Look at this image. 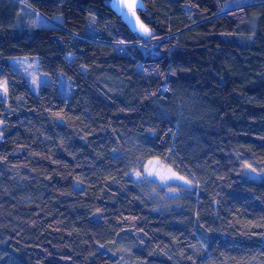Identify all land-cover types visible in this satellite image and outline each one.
Masks as SVG:
<instances>
[{
  "label": "trees",
  "instance_id": "obj_1",
  "mask_svg": "<svg viewBox=\"0 0 264 264\" xmlns=\"http://www.w3.org/2000/svg\"><path fill=\"white\" fill-rule=\"evenodd\" d=\"M142 2L0 0V264H264V0Z\"/></svg>",
  "mask_w": 264,
  "mask_h": 264
},
{
  "label": "rangeland",
  "instance_id": "obj_2",
  "mask_svg": "<svg viewBox=\"0 0 264 264\" xmlns=\"http://www.w3.org/2000/svg\"><path fill=\"white\" fill-rule=\"evenodd\" d=\"M247 1H252V0H233V4L235 5H243ZM24 4V2H22ZM227 6H230V4H227ZM25 16L28 17H34L33 21H31L36 27H44L48 25L47 20H43L40 18L38 15L33 13L32 11L28 10L27 14ZM25 62V64L22 66L21 62ZM12 65L14 69L18 72H20L25 80L28 83V86L32 93L37 94L39 86L43 83L48 82V76L46 74L40 73L38 71V61L37 58H34L33 60H29L28 58L25 57H20V58H13L11 60ZM27 65H32V67L28 68L27 72L25 71V67ZM33 78L36 79V83L33 84L32 80ZM44 78V79H41ZM60 85H61V93L64 96L69 95L70 91V85L68 84V81L65 78H61L60 80ZM4 84L0 83V90L3 91ZM3 93V92H2ZM139 173V175H137ZM137 173L133 174V177L136 181H154L156 182L158 187H162L165 189L164 196L165 197H174L176 195L175 191H171V188H173L174 185H178V183L182 184L183 186H189L190 188L192 187V184L190 181H187L185 179L180 180V179H168L169 177H176L179 178L176 174L172 173L168 167H166L162 163H155V164H148L145 167H141ZM244 175L246 176L247 179L251 180H259L263 174L262 172H257L254 171L250 168H245L244 169ZM187 182V183H186ZM170 188V189H169ZM167 189V190H166ZM169 189V190H168Z\"/></svg>",
  "mask_w": 264,
  "mask_h": 264
},
{
  "label": "snow or ice",
  "instance_id": "obj_3",
  "mask_svg": "<svg viewBox=\"0 0 264 264\" xmlns=\"http://www.w3.org/2000/svg\"><path fill=\"white\" fill-rule=\"evenodd\" d=\"M110 2L113 4V6L121 13H123V16L128 19L129 21H131V17L135 16V11L136 10H142L143 9V5L141 3H138V0H131V3H128L125 6H120L117 5L115 3V0H110ZM124 7L127 8V12L124 11ZM133 30L136 32L137 35V39H141L144 40L145 42H147V40L151 39L155 34L147 27L145 26L143 23L139 24V28L137 29L135 24H133ZM25 64V62H21V65L23 66ZM32 67V65H27V67H25V71L27 72L28 68ZM15 71V69H14ZM0 74H2V72H0ZM18 74V73H17ZM44 79V78H41ZM32 83L35 84L36 83V79L33 78ZM137 175H139V173H137ZM168 179H180L183 180V177H169ZM187 183V182H186Z\"/></svg>",
  "mask_w": 264,
  "mask_h": 264
},
{
  "label": "water",
  "instance_id": "obj_4",
  "mask_svg": "<svg viewBox=\"0 0 264 264\" xmlns=\"http://www.w3.org/2000/svg\"><path fill=\"white\" fill-rule=\"evenodd\" d=\"M109 1V7H110V10L115 14V16L122 22V24L133 34V35H136V32L133 30V24H135L136 28L138 29L139 28V24L141 23V21L139 20L138 18V15H137V11H143L145 9L144 7V4L142 2V0H138V3H141L143 5V9L142 10H136L135 11V16H132L131 17V21H129L128 19H126L124 16H123V13L119 12L114 6L113 4ZM115 3L117 5H120V6H125L127 5L128 3H131V0H115ZM124 11L127 12V8L124 7ZM137 36V35H136Z\"/></svg>",
  "mask_w": 264,
  "mask_h": 264
}]
</instances>
